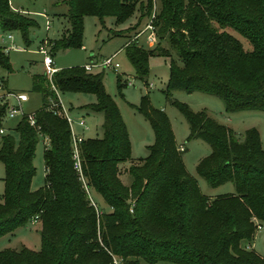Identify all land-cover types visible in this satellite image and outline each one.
<instances>
[{
  "label": "trees",
  "instance_id": "16d2710c",
  "mask_svg": "<svg viewBox=\"0 0 264 264\" xmlns=\"http://www.w3.org/2000/svg\"><path fill=\"white\" fill-rule=\"evenodd\" d=\"M64 2L70 28L49 41L53 55L82 47L86 16H97L101 22L113 16L121 24L134 16L137 5L146 10L142 16L152 5L151 0H145V6L143 0ZM159 2L153 21L157 44L144 47L130 40L124 49L141 79L149 72L150 57L169 58L164 93L188 122L187 138L201 139L211 148L196 164V172L211 187L232 182L235 192L215 198L201 193L184 166V149L177 146L165 112L154 108L147 94L136 109L148 120L154 141L147 146V156L128 168L132 181L126 185L120 164L132 160V143L118 104L106 90L104 72L73 66L59 68L52 78L46 72L35 74L32 89L43 98L34 113L36 125L24 116L16 126L18 136H1L5 190L0 238L38 215L41 247L3 249L0 264H264V257L241 246L242 240L252 241L256 221H264V144L258 130L248 128L239 139L206 110L193 111L169 97L174 89L202 92L220 98L228 112L264 111V0ZM0 25L3 32L20 31L30 45V30L38 23L14 9L10 0H0ZM0 66L13 71L4 47ZM63 92L95 94L97 101L84 107L104 113L103 136L80 143L84 180L74 167L71 126L58 96ZM7 107L1 96L0 128ZM40 137L48 142L46 173L43 186L34 190ZM91 189L102 196L109 211L92 203Z\"/></svg>",
  "mask_w": 264,
  "mask_h": 264
},
{
  "label": "rangeland",
  "instance_id": "374dc122",
  "mask_svg": "<svg viewBox=\"0 0 264 264\" xmlns=\"http://www.w3.org/2000/svg\"><path fill=\"white\" fill-rule=\"evenodd\" d=\"M11 5L18 11H26L33 17L38 26L32 28L29 33L30 45H27L20 31L3 32L0 25V47H16L9 49L10 61L13 71L8 73L0 66V97L7 96L6 93L17 92L25 93L28 100L23 103L25 115L36 113L43 105V98L40 92L32 89L33 76L35 74H44L46 67L43 62L44 55L39 52V46L47 38L49 41L58 38L70 28L67 18L56 15L66 13L68 5L64 0H10ZM151 9L145 13V9L137 5L134 16L124 23L118 24L115 17L108 16L104 22L97 16H86L84 21V41L82 47L61 49L54 54L56 66L59 68L85 66L92 59H104L117 53L115 62L120 64L116 71L110 67L95 70V72H104V84L109 94L113 96L118 104L121 114L129 130L132 143V160L121 164L123 168H129L132 162L144 158L148 154L147 146L154 141L152 128L143 115L136 109L140 98L147 94L151 105L154 108L165 112L171 129L173 131L177 146H182L184 151L182 159L187 172L196 180L202 194L208 198H215L224 194H232L235 188L232 182H226L217 187H211L206 180L197 174L196 164L207 156L211 148L209 144L198 138H187L189 135V126L183 114L173 106L167 99L164 90L169 76V58L166 56H152L148 61V74L143 78L136 75L134 65L130 61L125 44L134 40V36L141 31L150 20L152 12H159V0H151ZM145 6V0H143ZM25 13V12H23ZM49 15V16H48ZM50 20V29L47 28V22ZM227 30L237 37L248 48L246 40L233 29ZM13 35V39L9 38ZM137 45L144 47H153L145 41V35L135 39ZM165 45V42H162ZM120 83L123 85L119 86ZM7 81V85L4 83ZM4 84L7 89H3ZM61 105L67 109L74 119L73 128L77 134L84 135L85 138H95L103 136L104 113L85 108V105L95 103L97 97L91 93L63 92L58 93ZM169 97L173 101L186 103L193 111L206 110L217 122L231 128L239 139H242L244 131L254 127L258 130L260 140L264 144V111L263 110H240L228 112L225 110L223 101L215 96L202 92L187 93L180 89L171 90ZM8 99V98H7ZM10 101L15 103L14 98ZM24 117L20 114L16 117L5 116L1 127L5 134L18 136L16 131L17 124ZM82 118L88 129H84L78 124ZM0 134V143H1ZM48 142L44 137H40L34 165L36 166V175L32 181V189H38L43 186L46 173L44 163V150ZM122 180L126 185H130L132 176L127 171H122ZM5 167L0 161V203L3 202L5 190ZM91 197L97 203L102 211H109L110 208L102 196L94 189L90 190ZM261 225L256 229L252 241L242 240L241 246L246 249L254 250L258 255L264 257V221H256ZM41 222L29 221L17 228L13 233L0 238V251L6 248L21 249L27 246L34 250L41 247ZM142 264H148L142 261ZM153 264H176L167 261H158Z\"/></svg>",
  "mask_w": 264,
  "mask_h": 264
},
{
  "label": "built area",
  "instance_id": "2783aa9c",
  "mask_svg": "<svg viewBox=\"0 0 264 264\" xmlns=\"http://www.w3.org/2000/svg\"><path fill=\"white\" fill-rule=\"evenodd\" d=\"M155 18V11L152 12V15L150 17V20L146 23L144 28L139 31L135 36L134 40L140 37L142 34L145 35V41L147 42L148 45H155L158 42V38L155 34V27L153 24ZM50 20L47 22V28L50 29ZM10 39H13V35H9ZM127 45V44H126ZM125 45V46H126ZM124 46V47H125ZM123 47V49H124ZM16 47L13 45L12 47H6V51L9 49H15ZM39 52H41L44 55L43 62L46 67V73L49 75L50 78H52L53 74L59 70V68L56 66L54 55L52 53L51 45L49 43V40L45 38V41L41 43L39 46ZM117 53L114 55L104 58V59H97L92 61L90 63H87L84 67L87 71L89 72H95V70H99L101 68H106L110 67L114 70H118L120 68V64L118 62H115ZM6 102H8V107L5 116H10V117H16L20 114H23L24 116L28 117V120L30 121L31 125H36V118L34 113L25 115L23 111V103L28 100V96L25 93H17V92H9L6 94ZM10 97L14 98L15 103H12L10 101ZM61 101V100H60ZM62 103V101H61ZM66 117L70 123L71 126V131H72V152H73V159H74V167L78 171V173L81 175L82 180L83 178V171H82V161H81V156H80V143L85 139L84 135L77 134L73 128V123L74 119L70 115L69 111L64 108ZM78 124L82 126L84 129H88V126L86 125V122L80 118L78 120ZM0 134H5V130L1 127L0 128ZM47 141V138H45ZM180 150H183L184 148L182 146H179ZM88 193L90 194V191L88 190ZM92 203L97 206L95 203L94 199L91 197ZM33 221H39V216L37 215L34 217ZM261 225L257 223V229H260Z\"/></svg>",
  "mask_w": 264,
  "mask_h": 264
},
{
  "label": "crops",
  "instance_id": "0c3cea01",
  "mask_svg": "<svg viewBox=\"0 0 264 264\" xmlns=\"http://www.w3.org/2000/svg\"><path fill=\"white\" fill-rule=\"evenodd\" d=\"M13 7V6H12ZM14 8V7H13ZM21 12H25L26 13V11H24V10H22ZM67 13V12H66ZM66 13H60V14H56V15H59V16H62V17H64V18H66V16H65V14ZM49 16V15H48ZM126 45V44H125ZM59 68V67H58ZM122 164V163H121ZM121 164H120V170H121V173H122V171H124V172H126L127 173V171H128V168H123L122 166H121ZM120 177H121V179H122V175H120Z\"/></svg>",
  "mask_w": 264,
  "mask_h": 264
}]
</instances>
